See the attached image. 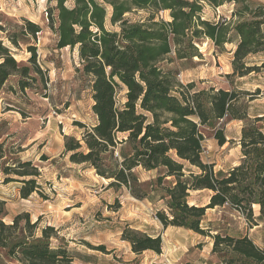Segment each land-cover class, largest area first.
I'll return each instance as SVG.
<instances>
[{
	"label": "trees",
	"instance_id": "obj_1",
	"mask_svg": "<svg viewBox=\"0 0 264 264\" xmlns=\"http://www.w3.org/2000/svg\"><path fill=\"white\" fill-rule=\"evenodd\" d=\"M43 1L54 49L76 54L75 72L94 116L89 127L75 124L83 131L79 139L64 136L68 161L92 169L110 189L162 202L155 213L161 226L209 238L217 264H264V248L247 235L232 236L203 224L206 211L216 209L238 214L249 228L264 220V133L255 124L263 118L250 119L248 92L183 84L170 67L174 60L201 58L196 44L207 39L218 53L234 45L227 78L264 73V0ZM223 6L229 7L228 16L217 21L202 17L204 7L215 11ZM160 12H168L169 20ZM40 32L38 24L23 18L10 27L0 24V93L23 105L31 103L29 93L48 98L49 80L37 60ZM22 49L29 54L25 62L14 56ZM255 56L260 60L252 64L249 59ZM10 105L6 111L31 117ZM231 121L243 123L240 159L215 172L203 159L204 131H213L221 147L226 137L220 125ZM8 155L1 142V184H19L22 199L36 193L46 200L36 181L38 167ZM138 169L154 176L142 183ZM201 191L209 193L207 204H190L191 193ZM5 206L0 198V264H74L65 246L53 245L59 239L53 227L40 228L27 213L5 222ZM121 240L136 255L162 251L160 235L125 227Z\"/></svg>",
	"mask_w": 264,
	"mask_h": 264
},
{
	"label": "rangeland",
	"instance_id": "obj_2",
	"mask_svg": "<svg viewBox=\"0 0 264 264\" xmlns=\"http://www.w3.org/2000/svg\"><path fill=\"white\" fill-rule=\"evenodd\" d=\"M228 10V6L215 11L204 7L202 17L217 21L228 16ZM45 12L46 2L43 0H0L1 25L10 27L23 18L40 26L41 32L36 42L37 60L49 80L46 90L48 98L29 93V105L0 93V143L5 142L11 158L31 161L38 167L40 177L36 181L42 195L47 197L45 200L34 193L28 199H22L19 184L12 182L3 185L0 181V198L5 201L7 213L4 221L9 222L15 215L27 213L32 222L39 220L40 228L53 227L59 238L53 241V245L65 246L74 257V264L167 263L162 251L163 256L153 252L132 253L130 245L121 240L125 227L152 236L159 234L162 247L174 251L176 258L182 256L183 248L187 249L183 256L184 264H217L208 247L211 242L209 238L183 229H164L161 226L155 213L162 208V202L151 198L137 200L124 188L110 189L107 187L108 181L98 177L92 169L72 164L64 156V136L79 139L83 131L75 124L89 127L94 123V116L88 91L75 72L76 54L69 49H54V37L47 27ZM138 15L144 13L139 12ZM159 16L169 20L168 12H160ZM196 45L201 58L174 60L170 64L178 73L177 79L183 84L194 82L198 87H233L248 92L245 99H252L248 102V115L252 121L263 118L255 124L264 133V73L227 78L231 74L234 45H227L223 53H218L207 39H201ZM14 56L17 61L25 62L29 54L22 49L16 51ZM259 60L258 56L249 59L252 64H257ZM9 103L24 109L31 117L23 119L15 110L6 111ZM220 126L226 137V143L221 147L213 138V131H204L203 159L213 165L215 172L237 165L241 155L237 141L243 123L231 121ZM135 174L142 183L154 176V173L141 169L136 170ZM208 195L206 191L191 193L189 203L204 206L208 202ZM257 216L258 209L254 208V217ZM203 224L232 236L247 235L264 248V220H257V225L249 228L238 214L216 209L206 211ZM199 243L202 244L201 248L197 247ZM100 247H104V250H100Z\"/></svg>",
	"mask_w": 264,
	"mask_h": 264
},
{
	"label": "crops",
	"instance_id": "obj_3",
	"mask_svg": "<svg viewBox=\"0 0 264 264\" xmlns=\"http://www.w3.org/2000/svg\"><path fill=\"white\" fill-rule=\"evenodd\" d=\"M174 228V227H173ZM186 231V230H185ZM188 232H190V231H188ZM194 234V233H193ZM157 235H159V234H157ZM196 235V234H195ZM208 247L211 249V247H212V243L211 242H209L208 243ZM183 251H182V253L180 254V255H182V256H180V257H178V258H176V255H175V253H174V251H170V249H168V247H165V246H163L162 247V253H165V258H166V264H184V262H185V260L183 259V256H185V254L187 253V249H182ZM145 253V252H144ZM160 254V256H163V254ZM209 253H207V255H208ZM186 258V257H185ZM205 264H207L206 262H205Z\"/></svg>",
	"mask_w": 264,
	"mask_h": 264
}]
</instances>
